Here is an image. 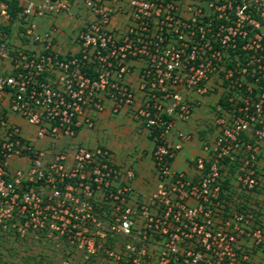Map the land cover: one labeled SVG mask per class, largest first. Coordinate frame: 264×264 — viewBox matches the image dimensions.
Instances as JSON below:
<instances>
[{
  "label": "built area",
  "instance_id": "obj_1",
  "mask_svg": "<svg viewBox=\"0 0 264 264\" xmlns=\"http://www.w3.org/2000/svg\"><path fill=\"white\" fill-rule=\"evenodd\" d=\"M81 1L92 19L78 33L77 53L62 56L37 20L68 10L70 0L24 5L23 35L37 51L12 44L1 23L10 18L8 0H0V57L13 61V71L0 74V230L22 239L44 233L111 264H264L259 213L230 207L224 188L230 164L240 165L243 189L261 181L264 0ZM217 87L225 101L219 134L191 160L198 176L190 177L173 167L193 140L177 125ZM107 100L114 112L131 108L154 138L159 184L149 196L133 197L136 172L108 147L59 145L92 128L91 111ZM8 111L34 125L44 144Z\"/></svg>",
  "mask_w": 264,
  "mask_h": 264
},
{
  "label": "crops",
  "instance_id": "obj_2",
  "mask_svg": "<svg viewBox=\"0 0 264 264\" xmlns=\"http://www.w3.org/2000/svg\"><path fill=\"white\" fill-rule=\"evenodd\" d=\"M8 0V5H9ZM21 8L18 15L13 19L11 12L9 19H2V27L10 38V41L17 49L26 51H37L40 44L27 40L24 35L22 23V10L24 5L30 0H16ZM42 1V0H34ZM10 10V7H9ZM92 19V14L81 0H70V8L66 11L48 14L37 20L40 30H52L54 35V49L62 56L77 53L79 49L78 33L83 29L84 24ZM76 20V21H75ZM75 21V22H74ZM13 71V61L11 58L0 57V74H9ZM140 70L133 68L129 75V80L137 86ZM221 89L217 88L216 94L205 95L202 102L196 106L191 119L187 122H180L177 129L193 133V140L187 143L173 160V167L178 171H185L190 177L198 176L197 170L192 166L191 160L203 154V145L207 141H213L219 134V127L216 124V116L221 100ZM141 97V95H139ZM211 99L215 100L211 103ZM210 102V103H209ZM103 111H91L95 117V125L92 128H83L65 147L76 148L77 146H88L95 148L98 146L108 147L113 154L114 161L125 168H133L136 177L133 180V187L136 198L149 196L159 184L158 171L154 159L155 141L153 136L143 124L142 120L134 117L131 108H123L119 112L112 110L113 103L106 102ZM213 111L207 113L201 109L203 104ZM9 101L5 100L8 107ZM6 118L12 123L21 127L24 135L31 138L34 143L41 145L43 141L35 139V126L30 124L22 116L8 111ZM175 129V130H177ZM175 130L172 133V140H176ZM18 160L15 157V161ZM258 167L260 170V188L256 191L243 189L237 179L240 169L238 164L227 165L224 171L225 196L229 206H247L259 213L261 223L264 225V142L261 143L258 155ZM102 206H99L101 211ZM123 239V238H122ZM121 239V240H122ZM153 243V249L158 243ZM122 243V242H121Z\"/></svg>",
  "mask_w": 264,
  "mask_h": 264
},
{
  "label": "rangeland",
  "instance_id": "obj_3",
  "mask_svg": "<svg viewBox=\"0 0 264 264\" xmlns=\"http://www.w3.org/2000/svg\"><path fill=\"white\" fill-rule=\"evenodd\" d=\"M217 88L219 89V87ZM209 95L217 96L215 92ZM213 102L216 103L214 99H211V103ZM201 109L213 114V111L209 110L205 103ZM72 139L71 137L63 138L59 145L66 144ZM14 240L4 239L0 244V264H40V262L43 264H87L84 263L85 257L78 247L67 245L57 238L49 240L40 234H35L21 239L22 241ZM68 251L73 252L70 260H68V256H70L67 254ZM105 260L100 259L93 264H110Z\"/></svg>",
  "mask_w": 264,
  "mask_h": 264
},
{
  "label": "trees",
  "instance_id": "obj_4",
  "mask_svg": "<svg viewBox=\"0 0 264 264\" xmlns=\"http://www.w3.org/2000/svg\"><path fill=\"white\" fill-rule=\"evenodd\" d=\"M18 2L16 1V0H10L9 1V7H10V12H11V15H12V18L14 19L17 15H18V13L20 12V10H21V8L19 7V5L17 4ZM225 101L224 100H222V102L221 103H224ZM258 174H261L260 173V170H259V168H258ZM225 182V181H224ZM225 185V184H224ZM224 188H225V186H224ZM260 188V184L255 188V190L257 191L258 189ZM239 207H241L240 205H239ZM242 207H244V208H248L247 206H242ZM40 235L41 236H43V237H45V238H47V236L44 234V233H40ZM10 240V239H13V241H15L14 239H20V240H18V241H22L23 239H25V238H20V237H18V235H15L14 233H12V232H6V231H4V232H2L1 230H0V244L2 243V241L3 240ZM22 239V240H21ZM12 241V242H13ZM68 255H70V256H68V260H70V258L73 256V252H71V251H68V253H67ZM104 257V259H105V256L104 255H99V256H95V257H91V258H89V259H85V260H83L84 261V263H87V264H90V263H95L97 260H104V259H102ZM105 261H107V260H105ZM108 263H110L109 261H108ZM40 264H43V263H41L40 262ZM111 264V263H110Z\"/></svg>",
  "mask_w": 264,
  "mask_h": 264
}]
</instances>
